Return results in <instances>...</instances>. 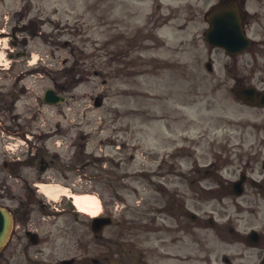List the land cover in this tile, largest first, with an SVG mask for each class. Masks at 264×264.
<instances>
[{
  "label": "flooded vegetation",
  "instance_id": "obj_1",
  "mask_svg": "<svg viewBox=\"0 0 264 264\" xmlns=\"http://www.w3.org/2000/svg\"><path fill=\"white\" fill-rule=\"evenodd\" d=\"M174 1L175 6L163 13L158 4L160 0H153L154 8L158 9L154 28L183 20L177 25L181 31L194 19L206 21L215 4L223 7L231 4L237 11L238 25L247 45L237 56L224 55L238 60L236 75L230 71L231 76L213 73L215 66L210 54L220 50L210 48L208 61L204 62L205 68L211 64L210 74L180 73L174 76L175 93L184 98L195 97L188 107L197 106V116L194 119L183 118L179 110L174 128L177 140L174 150L168 154L160 153L163 147L148 150L145 158L153 165L143 170L150 186L147 185L145 193L153 190L157 196L145 195L146 201L138 202L136 208L129 204L112 205V225L109 227L113 228L114 239L104 236L107 227L94 237L101 243H113L115 248L111 255H100L93 262L108 264L107 260L113 258L112 255L120 253L126 262L117 261L118 264H264V0ZM151 18L152 14H149L148 20ZM37 24L36 19H27L21 26L13 27L21 38L18 40L14 33L11 46L24 49L26 38L41 34ZM53 38V34L45 38L51 49ZM11 56L22 58L24 53L14 51ZM44 63L45 68L39 67L29 73L17 70L20 64L15 63L10 73L18 71L16 76L8 84H3L0 90V114H7L6 119L10 122L3 128L30 132L26 154L7 164L10 179L3 177L0 180V204L13 216L10 241L0 255L6 263V259L13 256H26L33 242L42 240L37 237L40 233L43 235L42 230H48L46 224L42 225L45 222L33 216L34 211L41 210L40 217H43L53 207L39 194L40 184L58 180L69 192H84L87 182L83 180L102 184L100 181L108 175L114 177V184L120 181L123 184L129 176L122 164H127L128 159L133 160V154H127L133 148L127 143L128 134L132 135L129 124L112 123L109 138L92 139L84 130L87 124L71 123L69 112L64 113L66 126L52 124V115H41L38 107L30 109L29 121H22L20 116L21 123L18 122L20 119L15 112L18 99L26 92L22 83L28 84L27 94L30 95L37 83V89L45 85L41 96L35 98L38 101L36 105L43 106V93L50 88L64 100L67 110H71L69 100L79 99L78 89L90 82L91 76L85 73V64L77 65L69 59L60 61V66L48 63V60ZM179 66L195 68L197 60L191 59L184 64L179 62ZM92 74L102 76L97 71ZM230 79L232 88L228 86ZM210 82L215 84L211 86ZM105 83L103 79L102 84ZM89 87L95 89L96 85ZM235 88L239 90L240 97L233 99L240 112L250 116L239 123H231L226 116V101L231 89L233 92ZM248 88L253 89L251 97L246 94ZM207 90H211L212 95ZM221 101L222 112L213 115ZM228 126L236 128L229 134L225 132L229 130ZM234 131H238V137ZM32 168L37 172L30 180L26 169ZM11 179L20 181V187ZM186 195L191 196L190 202ZM198 195H207L216 201L209 213L199 209ZM125 211H131L135 216L127 219ZM108 215L104 209L98 216ZM125 232L127 236H124ZM138 233L141 237L134 236ZM123 247L127 255L121 253ZM85 260L83 256L79 262Z\"/></svg>",
  "mask_w": 264,
  "mask_h": 264
},
{
  "label": "rangeland",
  "instance_id": "obj_2",
  "mask_svg": "<svg viewBox=\"0 0 264 264\" xmlns=\"http://www.w3.org/2000/svg\"><path fill=\"white\" fill-rule=\"evenodd\" d=\"M19 1L21 3L23 0H6L3 4L0 2V16H2L0 27L4 26L8 18L3 19V16H9L8 13L11 14L13 8L18 7ZM152 1L116 0L117 4H115V0H33L36 8L39 7L44 11L49 5L57 8L58 14L56 12V15H59L57 18L67 28V32H64L60 40L68 41L69 46L62 47L60 45L59 52L56 53L57 56L52 60L53 65L60 66V61L69 59L74 63L77 62V65L85 64L87 69L85 73L91 76L90 82L84 83L83 87L78 89L79 99L69 100L71 110H67L66 105L59 109L47 107L48 110L41 108V115L47 117L52 115V124L60 123L62 126H66L64 113L69 112L71 123L87 124L84 127L85 132L90 133L89 138L92 139L109 138L112 123L123 125L127 123L132 129V135L128 134L127 143L133 147L128 150L127 154H133V160L128 159L127 164H122L129 176L123 184L122 181L114 184L116 181L112 182L114 177L110 175L100 181L102 184L88 183V179L83 180L87 182L86 190L76 194L94 195L99 202L97 206L91 207L89 212H78L67 198H57L56 203L53 202V204L55 203L58 210H64L61 215H56L57 211L53 208L50 211L53 216H43L45 220L49 221L46 232L50 236L45 237V242H42L38 247H29L26 256L22 254L13 256L9 260V264H56L59 260L69 258H74L75 264H79V259L83 256L91 259L98 258L100 255L102 257L107 254L111 255V251L115 248L114 244L101 243L93 239L88 227L89 216L97 215L103 209H107L106 212H111L112 205L129 204L136 208V204L146 201L147 196L151 197L153 194L155 197L157 196L153 190H150V193L148 191L145 193L149 183H147V179L143 178L142 171L147 166L153 165V162L150 164L147 162L145 156L149 149L159 150L163 147L164 152L162 149L159 150L161 154H168L174 150L177 140L172 126H175V122L178 120L179 110L183 118L194 119L197 116L198 107H188L195 97L185 96L184 98L175 95L174 76L180 73L210 74L204 67V62L208 61L210 48L204 40L203 35L207 25L202 18L194 19L186 29L181 31L177 29V25L183 20L161 24L162 26L154 28L158 9L156 6L154 8L155 4ZM175 4L174 0H161L160 11L166 13L169 6ZM179 12L182 16L184 15L180 8ZM149 14H152L150 20H148ZM149 22L152 23L151 27ZM7 42L8 38L0 39V51L4 52L2 56H5L7 51L5 48L8 46ZM40 50L41 47L36 44L32 47L31 53L36 57ZM210 56L213 58L212 62L215 66L214 74L230 76L237 74V59L229 60L225 58L223 52L217 50L211 51ZM191 59L197 60L195 68L179 66V62L184 64ZM5 60L3 62L7 63ZM227 68H229L228 71ZM94 71L101 73L102 77L94 76L92 74ZM4 77L7 76L0 74V84L6 81ZM103 79L106 80L105 84H102ZM91 84H95L96 88H90ZM209 84L213 86L215 83L210 82ZM228 86L230 88L233 86L231 79ZM207 91L212 95L211 90ZM97 94H101L103 97L100 108L93 107L91 101V96ZM216 101L214 100V102ZM26 102L27 100L24 103ZM23 104L21 102L17 112L25 119V116H28V110L23 107ZM77 104H81V108L77 109ZM238 107L229 92L226 116L231 123H239L250 117L248 114H242ZM222 108L221 101L218 110H214L212 114L221 113ZM86 109L87 111H85ZM73 112H76L77 115L72 116ZM228 127L229 130L225 132L229 134L231 129L236 128V126ZM94 129L103 131L98 132L100 135L94 136ZM26 133L30 135L27 131ZM218 133L215 132V135ZM190 134L187 133V135ZM234 134L237 137L239 135L238 131H234ZM21 135L20 131L0 129V180L5 176L3 162L9 159L3 151V147L7 145L13 149L10 152L17 153L16 145L23 144L21 141L24 137ZM23 148L27 149L25 144H23ZM107 149L110 150V148ZM156 165L157 162L154 163V167ZM26 171L29 179H34L36 168L26 169ZM171 179L173 181V177ZM54 181L61 184L58 180ZM11 182H14L18 188L20 187V181L15 182L11 179ZM90 184L92 186H89ZM186 197L190 202L189 197L191 196L186 195ZM192 197L195 196L192 195ZM197 198L199 209L206 213H209L211 205L216 203L207 195H198ZM40 213L41 210H36L33 212V216L40 218V222H45L41 218L42 216L40 217ZM230 214L233 213L230 212ZM124 216L131 219L135 215L131 211H125ZM213 216L217 217L215 213ZM46 232L42 230L43 234ZM113 233V228L110 227L107 228L104 236L107 239H114ZM125 235L127 236L126 232ZM134 236L141 237V234L138 233ZM121 253L127 255L126 248L123 247ZM112 257L107 260L108 264H118L116 262H121V260L126 262L120 253L112 255ZM4 263L5 259L1 257L0 264Z\"/></svg>",
  "mask_w": 264,
  "mask_h": 264
},
{
  "label": "water",
  "instance_id": "obj_3",
  "mask_svg": "<svg viewBox=\"0 0 264 264\" xmlns=\"http://www.w3.org/2000/svg\"><path fill=\"white\" fill-rule=\"evenodd\" d=\"M232 16L231 14H224L220 17L219 26L220 27H233ZM217 26V25H216ZM206 40L215 47L225 48L230 53L238 52L239 45V35L238 32L232 33H215L214 31H210L206 34ZM11 229V216L7 211L0 208V250L5 244L9 232ZM69 263V262H66Z\"/></svg>",
  "mask_w": 264,
  "mask_h": 264
},
{
  "label": "bare ground",
  "instance_id": "obj_4",
  "mask_svg": "<svg viewBox=\"0 0 264 264\" xmlns=\"http://www.w3.org/2000/svg\"><path fill=\"white\" fill-rule=\"evenodd\" d=\"M1 52H0V58H1ZM42 190L45 194H47L48 197L55 200L61 195H66V191L64 188L61 187H49V186H42ZM73 204L75 205L76 209L80 212H89L90 208L93 206L98 205L97 198L94 195L91 194H74L71 195Z\"/></svg>",
  "mask_w": 264,
  "mask_h": 264
}]
</instances>
